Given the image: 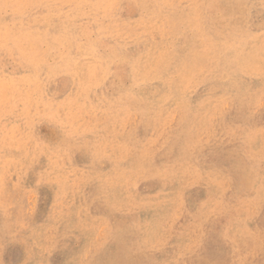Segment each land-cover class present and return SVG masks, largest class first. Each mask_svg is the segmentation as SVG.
Segmentation results:
<instances>
[{
  "label": "rangeland",
  "instance_id": "rangeland-1",
  "mask_svg": "<svg viewBox=\"0 0 264 264\" xmlns=\"http://www.w3.org/2000/svg\"><path fill=\"white\" fill-rule=\"evenodd\" d=\"M0 264H264V0H0Z\"/></svg>",
  "mask_w": 264,
  "mask_h": 264
},
{
  "label": "bare ground",
  "instance_id": "bare-ground-1",
  "mask_svg": "<svg viewBox=\"0 0 264 264\" xmlns=\"http://www.w3.org/2000/svg\"><path fill=\"white\" fill-rule=\"evenodd\" d=\"M237 1H241V0H237ZM249 2V1H248ZM193 38V37H192ZM195 40V39H194ZM201 40V39H200ZM199 42H201V41H199ZM190 43V42H189ZM199 45V44H198ZM194 46V45H193ZM200 50V49H199ZM192 53H195V52H193V51H191ZM190 52V53H191ZM202 52V51H201ZM200 52V53H201ZM198 55H200L198 52H196ZM217 54V53H216ZM190 55V54H189ZM204 55V54H203ZM201 56V55H200ZM199 56V57H200ZM204 56H206V55H204ZM198 57V58H199ZM188 58V57H187ZM197 58V57H196ZM172 58H171V54H167V55H165L164 57L162 56V58L159 60V61H161V62H163V63H170V62H172V60H171ZM174 59V58H173ZM190 59V58H189ZM188 60V59H187ZM192 60V59H191ZM198 61V59L196 60V62ZM188 62V61H187ZM186 63V62H185ZM191 67V66H190ZM242 119V118H241ZM251 121V120H250ZM117 139V138H116ZM153 139V138H152ZM107 157H109V156H107ZM114 183V182H113ZM92 226V225H91ZM158 234V233H157ZM26 237V236H25ZM28 240V239H27ZM25 242H26V239H25ZM31 242V241H30ZM23 245V244H22ZM32 245V244H31ZM24 246V245H23ZM29 251H31V248H30V250Z\"/></svg>",
  "mask_w": 264,
  "mask_h": 264
}]
</instances>
